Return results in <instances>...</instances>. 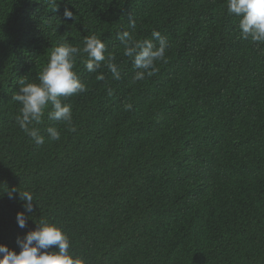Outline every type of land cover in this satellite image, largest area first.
<instances>
[{
	"label": "trees",
	"instance_id": "16d2710c",
	"mask_svg": "<svg viewBox=\"0 0 264 264\" xmlns=\"http://www.w3.org/2000/svg\"><path fill=\"white\" fill-rule=\"evenodd\" d=\"M153 30L166 62L134 80L117 33ZM90 35L122 78L77 56L87 91L62 98L71 125L49 105L36 145L16 122L18 81L38 83L54 46ZM13 188L31 192V213ZM39 219L86 264H264V44L240 37L227 0H0V244L19 252Z\"/></svg>",
	"mask_w": 264,
	"mask_h": 264
},
{
	"label": "clouds",
	"instance_id": "9594fccd",
	"mask_svg": "<svg viewBox=\"0 0 264 264\" xmlns=\"http://www.w3.org/2000/svg\"><path fill=\"white\" fill-rule=\"evenodd\" d=\"M227 11L238 18L240 37L251 40L256 44H264V0H227ZM65 18H73V12L67 8L64 11ZM129 24L135 27V21L130 18ZM117 39L124 46V55L131 59L132 65L137 71L134 80H143L146 75H152L156 70V62H166V49L168 41L157 30L151 32V39L137 40L128 31L117 33ZM153 41H158V46ZM105 44L96 35L84 38L83 47L79 48L67 42H61L54 46L48 54L46 66L37 76L38 83L27 82L25 78L18 81L19 89L13 99L20 104L16 122L23 132L31 137L36 145L45 142L44 136L34 125L42 123L45 110L48 118L54 121H63L71 125L72 108L70 104L63 103L75 94L87 91V87L79 79L74 67L76 58L81 53L86 54L83 61L85 68L90 73H96L101 68V63L107 59V68L112 73L113 79L119 81L121 71L112 62L110 55L105 56ZM103 79V75L97 76ZM109 95L112 92L109 91ZM131 109V105H127ZM51 141H59L60 132L55 127L46 129ZM19 193V199L23 202V208L31 213L34 197L31 192H23L13 188L9 191V198H14V193ZM25 212H18L17 223L20 228L26 226ZM35 230L29 231L24 237L17 238L19 252L0 244V264H86L85 260L70 251L71 241L60 227L47 219H39ZM55 246V250H50Z\"/></svg>",
	"mask_w": 264,
	"mask_h": 264
}]
</instances>
